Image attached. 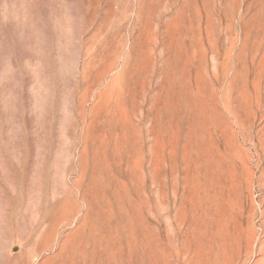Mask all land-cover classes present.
I'll list each match as a JSON object with an SVG mask.
<instances>
[{"label": "rangeland", "instance_id": "rangeland-1", "mask_svg": "<svg viewBox=\"0 0 264 264\" xmlns=\"http://www.w3.org/2000/svg\"><path fill=\"white\" fill-rule=\"evenodd\" d=\"M0 264H264V0H0Z\"/></svg>", "mask_w": 264, "mask_h": 264}]
</instances>
